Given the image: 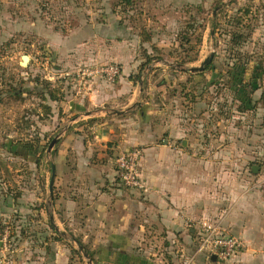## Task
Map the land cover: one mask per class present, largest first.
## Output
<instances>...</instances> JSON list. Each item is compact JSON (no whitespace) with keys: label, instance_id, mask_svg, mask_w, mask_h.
Instances as JSON below:
<instances>
[{"label":"rangeland","instance_id":"rangeland-1","mask_svg":"<svg viewBox=\"0 0 264 264\" xmlns=\"http://www.w3.org/2000/svg\"><path fill=\"white\" fill-rule=\"evenodd\" d=\"M131 1L0 0V264H108L89 244L95 254L88 262L53 228L55 154L48 146L64 123V97L94 76L119 78L120 64L105 58L113 42L121 44L115 52L138 62L129 77L141 92L129 125L139 133L149 122L178 126L202 153L230 157L216 163L218 172L223 165L232 176L247 172L249 186L259 174L264 189V0ZM210 55L202 71H190ZM111 65L118 68L113 81L89 73ZM83 69L89 74L82 76ZM21 144L32 150L20 154ZM199 238L196 232L193 252ZM58 244L69 248V262L57 261ZM245 249L219 263L175 248L123 264H240Z\"/></svg>","mask_w":264,"mask_h":264},{"label":"crops","instance_id":"crops-1","mask_svg":"<svg viewBox=\"0 0 264 264\" xmlns=\"http://www.w3.org/2000/svg\"><path fill=\"white\" fill-rule=\"evenodd\" d=\"M119 46L106 47L110 53L105 58L121 67L115 83L94 76L62 102L66 116L60 118L64 123L51 160L55 176L48 212L53 228L72 247L77 244L78 252L81 241L95 249L102 263L123 264L175 248L197 254L190 245L199 223L207 220L243 239L240 264H264L262 176H253L256 183L249 186L247 172L232 176L225 165L218 172L216 163L230 157L202 153L178 126L149 122L139 133L129 125L126 117L141 92L129 77L138 62L131 54L115 52ZM134 145L142 146L145 190L123 187L116 171L117 154ZM158 243L162 250H155ZM55 256L69 262L70 250L58 244Z\"/></svg>","mask_w":264,"mask_h":264},{"label":"built area","instance_id":"built-area-1","mask_svg":"<svg viewBox=\"0 0 264 264\" xmlns=\"http://www.w3.org/2000/svg\"><path fill=\"white\" fill-rule=\"evenodd\" d=\"M92 72L100 75L105 73L107 79L113 81L118 73V68L114 65L106 68L95 67L89 73ZM89 73L86 69L81 70L82 76ZM141 158L142 148L139 146L129 147L117 154L115 158L116 171L123 187L145 190L146 184L140 171ZM199 235L200 243L197 252H203L211 259L214 256L213 261L218 263L229 261L244 246L239 237L224 233L217 223H211L207 220L199 223Z\"/></svg>","mask_w":264,"mask_h":264},{"label":"water","instance_id":"water-1","mask_svg":"<svg viewBox=\"0 0 264 264\" xmlns=\"http://www.w3.org/2000/svg\"><path fill=\"white\" fill-rule=\"evenodd\" d=\"M211 58H212V55H210L208 58H206L201 64L199 67H195V68H191L190 71H202L205 66L211 61ZM29 61V56L27 55H22L21 56V63L23 64H27ZM57 140V137L53 138L48 146V149L50 150L51 147H53V145L55 144ZM253 172H255V167L252 168ZM54 176H55V168H54V165L51 164V177H50V182H49V189L51 191L52 189V183H53V180H54ZM79 250L80 252L86 257L88 258V262H91L92 259L88 256V254L83 251L82 247H79ZM212 260H214V256L212 257Z\"/></svg>","mask_w":264,"mask_h":264},{"label":"trees","instance_id":"trees-1","mask_svg":"<svg viewBox=\"0 0 264 264\" xmlns=\"http://www.w3.org/2000/svg\"><path fill=\"white\" fill-rule=\"evenodd\" d=\"M122 4H124L125 6H129V5H132V1L131 0H121ZM263 66V69H262V74L264 75V65ZM52 100H55V97L52 98ZM48 109V108H46ZM49 110V109H48ZM47 111V110H46ZM19 149L16 150L18 151L20 154L22 153L21 150H25V151H30L32 150V146H29V145H24V144H21L19 145L18 147ZM77 243L79 245H81L83 247V249L86 251V253L88 254V256L93 260L92 258V253L83 245V243L81 241H77ZM71 250L74 251V252H78L76 248L74 247H71ZM211 259V258H210ZM212 260V259H211Z\"/></svg>","mask_w":264,"mask_h":264}]
</instances>
